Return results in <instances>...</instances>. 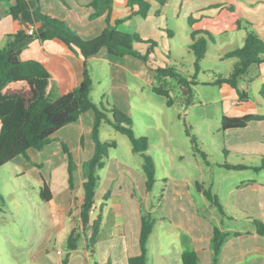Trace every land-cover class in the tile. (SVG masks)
I'll use <instances>...</instances> for the list:
<instances>
[{
	"label": "crops",
	"instance_id": "0c3cea01",
	"mask_svg": "<svg viewBox=\"0 0 264 264\" xmlns=\"http://www.w3.org/2000/svg\"><path fill=\"white\" fill-rule=\"evenodd\" d=\"M90 1L39 0L38 4L44 14L62 20L82 39L88 40L98 36L105 26L104 14L95 19L88 18L91 12L88 7ZM148 1L150 8L145 18L137 15L127 18L131 14V9L127 6L126 0H114L111 18L124 19L118 25V29L128 33H137L145 41L147 38L150 40L146 35V29L151 33H159L161 39H163V33L172 39L174 33L168 28L171 21L177 22L181 28V24H186L188 17L199 18L204 15L209 17L204 22V27L209 30L207 25L220 19L225 12L227 16L220 22V31L229 34L233 40L237 41L236 48L243 45L247 28L264 41V0H165V5L155 0ZM24 2L26 9L19 15L18 29L26 36L15 46L14 50L18 52L22 60L32 59L45 64L58 82L60 92L75 87L82 77L84 59L78 52H72L58 39L45 41L37 39L34 35L42 30L41 22L33 14V8L37 2L35 0H24ZM14 4L15 0H0V48L5 47L9 36L15 31L12 17L9 14V8ZM29 28L33 30L34 35L27 34ZM190 42L188 37L187 53L193 57L189 49ZM208 43L215 45V40ZM133 46L141 53L148 50L146 42L143 41L135 42ZM232 50L234 49L217 53V60L224 59V55ZM170 55L169 51L167 62H165L163 51L157 54L152 47L148 52L150 63L146 65L134 56H115L105 49H100L98 53L86 60L93 84L91 92L97 95L94 101L90 93L92 101L96 105L115 106L126 112L125 110L131 108L128 88L124 83L128 76L139 79L148 74L153 77V69L168 64ZM263 83L264 62L250 65L245 77L239 79V85L246 87L248 92V99L245 103L254 101L257 105L255 111L249 113L264 115V100L259 94ZM221 88L233 91L235 99L231 104L241 103L234 89L225 86ZM117 92L126 93L123 102L120 101L119 96L116 97ZM109 95H112L111 99ZM120 102L126 104L127 109L121 107ZM229 112L231 109L224 115L241 116ZM92 119L93 112L89 110L82 113L75 122L57 130L52 135L51 142L39 151L40 153L44 151L42 159L34 161L43 166L45 162L50 163L52 157L55 156L60 161L58 166L65 168L64 175L60 173L61 186L59 188L53 187L52 184L57 176L54 169L49 173V181L44 179L51 193L50 200L45 202L52 205L53 214L67 215L71 209L77 208L79 215L76 219L80 218L81 164L90 157L93 151L90 136ZM253 126L256 136L251 138L247 132ZM102 130H104L103 125L99 131L100 139L108 141L102 136ZM226 132H236L234 137L237 138L236 145H230L228 151L255 155L260 158L262 164L264 120L251 121L245 128ZM252 141H254L253 149L249 146ZM60 142L67 145L75 163L72 189L67 184L66 156ZM129 158V154L126 155L125 160L108 154L105 166L97 171L99 179L95 190L94 212L90 217L94 218L101 210L102 219L92 253L86 241V236L90 232L89 226L84 230L81 227L84 232L85 247L89 250L87 258H91L93 264H127L129 257L138 255L141 214L146 211H150L154 218V225L146 245L147 264H182L181 253L188 250L196 253L197 264H211V237L214 226L228 233L218 255L217 264H264V235H258L249 221V216H252L264 223V168L255 170V178L249 177L229 189L231 201L228 203L219 201L227 215L222 218L216 216L206 198L197 191L196 183L200 182L184 178L164 179L163 192L160 194V199L154 203L150 200L151 193L146 191L141 162L132 165L128 161ZM192 189H195L196 195L192 193ZM106 194L108 196L104 199ZM151 205L152 208H150ZM240 223L245 225L238 227L237 224ZM68 260L67 255L66 264Z\"/></svg>",
	"mask_w": 264,
	"mask_h": 264
},
{
	"label": "rangeland",
	"instance_id": "374dc122",
	"mask_svg": "<svg viewBox=\"0 0 264 264\" xmlns=\"http://www.w3.org/2000/svg\"><path fill=\"white\" fill-rule=\"evenodd\" d=\"M225 16L227 13L223 12L220 19L207 25L214 36L215 45L207 44L204 60L195 74V83L189 85L188 91L177 86L174 80L168 79L171 102L167 104L166 97L152 91L154 79L146 74L139 79L128 76L124 82L128 88L131 108L127 109L128 106L122 103L126 93L116 94L122 101L121 107L127 109L122 112L131 118L135 135L147 138L146 154L152 158L155 169V183L150 194V200L154 203L163 192L164 179L173 178H184L203 183L205 187L211 186L219 201L228 203L231 201L229 189L249 177L255 178L253 168L261 165L260 158L255 155L228 151L230 145L237 143V138L234 137L236 132L225 133L220 128L221 116L229 109V113L233 115H243L254 112L257 108L254 101L231 104L235 99L233 91L210 83L218 75L227 76L232 70V59L216 58L217 53L237 47V41L220 31V22ZM171 22L168 28L174 33L172 39L165 33L161 39L159 33H151L148 29L146 35L150 41L155 42L153 50L157 54H161L162 50L165 54L163 61L167 62V54L171 52L166 65H175L185 77L191 78L194 68L193 57L187 53L188 26L182 23L180 28L177 22ZM138 37L149 48L148 38L145 41L139 34ZM230 41L234 43L230 44ZM91 97L96 101L95 92H91ZM111 97L109 95L110 99ZM103 107L109 109L111 106ZM102 125V136L116 143L115 147L108 149L110 156L125 160L129 154V163L137 165L141 162V157L132 152L127 137L107 124ZM254 130V126L249 128V137L256 136ZM110 134L114 138H110ZM192 138L195 139L196 150L193 148ZM253 142L249 144L251 149L254 148ZM43 155L44 151L40 153L30 149L29 160L19 156L0 167V264H63L67 255L68 264H93V260L87 258L89 250L85 247L81 220L76 219L78 209H71L67 215L53 214L52 205L39 195L41 177L49 181V173L54 169L57 176L52 184L59 188L60 173H65V168L58 166L60 161L55 156L50 163L35 166L37 163L34 161L41 160ZM224 162L243 164L248 168L227 170L221 166ZM192 193L196 195L195 189H192ZM212 209L220 217L217 209ZM73 225L80 236L76 249L69 250L66 238ZM242 225L245 224H237L238 227Z\"/></svg>",
	"mask_w": 264,
	"mask_h": 264
},
{
	"label": "trees",
	"instance_id": "16d2710c",
	"mask_svg": "<svg viewBox=\"0 0 264 264\" xmlns=\"http://www.w3.org/2000/svg\"><path fill=\"white\" fill-rule=\"evenodd\" d=\"M33 8V14L42 24V30L34 35L40 41L58 39L63 42L72 52H78L83 61V71L80 82L73 88L60 92L58 82L53 77L48 67L36 60H22L15 46L26 36L19 27V15L26 9L24 0H15V4L9 8L12 17L14 33L9 36L5 47L0 48V167L11 162L16 157L29 160L28 150L41 151L52 140V135L65 125L75 122L79 116L91 110L93 112L91 139L93 151L90 157L81 164L82 170V200L79 205L81 227L84 230L89 226L90 232L86 236L87 246L93 252L95 238L101 226V210L94 218L90 217V209L94 207L95 190L99 176L98 169L105 166L108 158V149L116 146L114 141H102L99 136L102 124H107L116 132L127 137L131 144L133 153L141 157V172L145 180L147 193H151L155 183V169L152 158L146 154L147 138L144 135L136 136L132 130L131 118L115 106L109 109L102 105H96L91 97L92 79L87 66V58L95 55L100 49H105L109 54L115 56L131 55L149 65V50L155 46V42L148 40V50L141 53L134 48L135 42H141L137 33H128L118 29L124 19H112L111 10L114 0H91L88 7L91 12L89 19L104 16L105 26L101 33L91 39H82L65 22L55 17L44 14L38 4ZM165 5V0H155ZM131 14L127 17L137 15L145 18L150 8L148 0H126ZM157 14V12H156ZM126 18V19H127ZM208 16L199 18L188 17L186 24L189 28L190 44L189 49L193 55L194 75L191 78L185 77L175 65L157 66L153 69L154 82L151 89L154 93L167 98V104L171 102L168 79L174 80L176 85L189 90V85L195 83V74L200 70V63L204 60L206 46L214 38L210 31L204 27ZM248 27V26H247ZM31 36V35H29ZM225 58L233 60L232 70L227 76L218 75L210 83L217 86H225L234 89L238 100L245 102L248 99L246 87L239 85V79L245 77L248 67L252 64L264 62V41L255 32L246 29V36L241 47L227 52ZM259 94L264 100V83L261 85ZM264 120V115L247 113L241 116L222 115L220 128L223 132L245 128L251 121ZM191 142L196 150L195 139ZM61 143V148L66 156L67 184L73 188V173L75 163L67 145ZM35 166L40 167L39 164ZM221 166L227 170H241L248 168L243 164H230L224 162ZM264 168V159L259 170ZM42 186L40 197L49 201L51 193L44 178L41 177ZM196 189L201 193L210 206L215 207L222 218L227 215L223 206L210 187L196 183ZM107 194L104 199L107 198ZM160 198V196H159ZM157 199V201L159 200ZM153 206L151 205L150 208ZM249 221L258 235H264V223L249 216ZM154 225V218L150 211L142 212L141 227L139 233V254L129 257L127 264H147V241ZM228 233L218 226L212 230L211 264H217L218 255L222 244ZM80 234L74 227L66 238V246L69 250H75ZM182 264H197V256L193 250L181 253ZM66 259L63 264H66Z\"/></svg>",
	"mask_w": 264,
	"mask_h": 264
},
{
	"label": "built area",
	"instance_id": "2783aa9c",
	"mask_svg": "<svg viewBox=\"0 0 264 264\" xmlns=\"http://www.w3.org/2000/svg\"><path fill=\"white\" fill-rule=\"evenodd\" d=\"M27 34L28 35H32L33 34V30L31 29V28H29L28 30H27ZM94 212V207H92L91 209H90V214H92Z\"/></svg>",
	"mask_w": 264,
	"mask_h": 264
}]
</instances>
